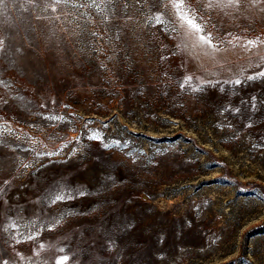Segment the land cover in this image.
Returning <instances> with one entry per match:
<instances>
[{
  "label": "rangeland",
  "instance_id": "rangeland-1",
  "mask_svg": "<svg viewBox=\"0 0 264 264\" xmlns=\"http://www.w3.org/2000/svg\"><path fill=\"white\" fill-rule=\"evenodd\" d=\"M207 4L0 0V264H264V0Z\"/></svg>",
  "mask_w": 264,
  "mask_h": 264
},
{
  "label": "snow or ice",
  "instance_id": "snow-or-ice-1",
  "mask_svg": "<svg viewBox=\"0 0 264 264\" xmlns=\"http://www.w3.org/2000/svg\"><path fill=\"white\" fill-rule=\"evenodd\" d=\"M55 3H61V2H66V0H54ZM93 3H95V0H92ZM106 2L108 4H113V3H116L117 0H106ZM161 2H164V0H161ZM169 3L172 4V6L177 10L178 14L180 15L181 19H186L185 17V8L187 7L186 5V0H168ZM227 2L229 4L231 3H239V0H227ZM223 3V0H208V4L207 6L209 8H211L214 4H221ZM167 6V5H166ZM189 11H191V9L189 8ZM156 21L157 23H162L163 21L161 20L160 16H156ZM186 22L191 26V28H193L196 32H202L203 29L200 25L194 23V20L193 19H186ZM173 31H175V29H173ZM199 40L201 43H205V44H209L211 45V35H201L199 37ZM183 43V41H182ZM249 43H252V42H249ZM3 44H4V41L3 39H0V48L3 47ZM184 47H187L186 44L183 45ZM177 47H181V44H178ZM214 47V46H213ZM246 79L248 81H254V80H257V79H264V72H258L256 73L255 75H251V76H248L246 77ZM192 80V77L191 76H187L185 77V82H189ZM205 83H209L211 84V81H207ZM224 83H232L234 85H241L242 84V81L240 79H236L234 81H225ZM194 91H202V87H197L195 89H193ZM19 99H23L22 97H19ZM253 101L256 100V97H253L252 98ZM0 103H7V101H4L2 100V98H0ZM252 107L255 108L256 105L255 103L252 104ZM236 111H239L238 109ZM46 119H57V117H45ZM4 117L3 116H0V120H3ZM62 119V118H60ZM250 126V125H249ZM2 130H0V142H2ZM95 138V137H93ZM54 153H47V155H53ZM24 167H30L31 165H23ZM8 182L5 181L4 184L6 185ZM3 193H4V188L3 187H0V199H2L3 197ZM83 194V193H81ZM65 198H72L71 196V192H68V193H65L63 195L61 194H58L56 195L55 199L53 200V203H55L56 201H60V200H64ZM30 239H32V237H30ZM19 242V241H18ZM41 248H43L44 246L41 245L40 246ZM62 251V249H61ZM2 264H9V261L8 260H3L2 261ZM56 264H68V257L67 256H63V257H60L57 259L56 261Z\"/></svg>",
  "mask_w": 264,
  "mask_h": 264
}]
</instances>
